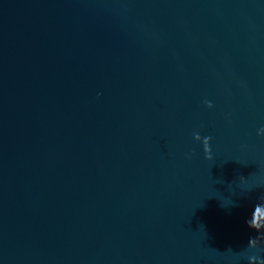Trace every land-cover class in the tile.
Wrapping results in <instances>:
<instances>
[{"label":"water","instance_id":"water-1","mask_svg":"<svg viewBox=\"0 0 264 264\" xmlns=\"http://www.w3.org/2000/svg\"><path fill=\"white\" fill-rule=\"evenodd\" d=\"M262 130L264 0H0V264H264Z\"/></svg>","mask_w":264,"mask_h":264},{"label":"clouds","instance_id":"clouds-1","mask_svg":"<svg viewBox=\"0 0 264 264\" xmlns=\"http://www.w3.org/2000/svg\"><path fill=\"white\" fill-rule=\"evenodd\" d=\"M207 104H208V107H210V108L213 107V105L211 104V102H207ZM262 132H264V130H262ZM195 139L196 140H201L202 137L198 133H196L195 134ZM210 140H211V137L203 138V143H204V146H205V151L207 153V158L208 159H212V155H211V151H210V147H209ZM260 212H264V205L257 204L255 206L254 213L252 215V219H254L255 216H256V214L257 213H260ZM250 243H251V240H250ZM253 258H256V257L255 256L251 257V260Z\"/></svg>","mask_w":264,"mask_h":264}]
</instances>
